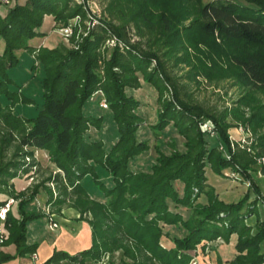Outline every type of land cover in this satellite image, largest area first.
Segmentation results:
<instances>
[{"label": "trees", "instance_id": "obj_1", "mask_svg": "<svg viewBox=\"0 0 264 264\" xmlns=\"http://www.w3.org/2000/svg\"><path fill=\"white\" fill-rule=\"evenodd\" d=\"M112 1V7L126 22L121 26L98 22L99 29L90 30L72 48L63 44L35 46L29 41L44 35L41 26L45 14H51L57 24H66L76 14L84 15L82 5L74 0H25L0 14V37L4 41L0 51V128L5 132V142L14 140L19 147H29L24 153L45 150L59 169L55 178L64 194L51 201L62 204L69 197L73 200L70 205L80 212L79 218L91 228L90 247L75 254L54 248L42 264H100L105 253L116 250L130 258L120 264H189L191 251L202 241L217 237L228 240L232 233L237 234V253L227 264H264V221L251 232L243 220L242 208L254 207L255 200H247V189L237 200H228L208 182V166L225 176L229 174L224 175L223 169H236L237 164L246 175L239 155L227 158L217 146L209 147L199 125L204 116L211 117L220 142L230 151L228 124L223 117L183 100L155 50L141 49L124 33L128 20H134L155 35L169 57L175 56L190 67L189 78H232L246 90L244 101L249 94L264 93V0ZM106 26L121 37L123 50L115 47L104 59L100 73L99 48L107 37ZM19 48L32 53L42 67V105L36 115L23 116L12 108L18 102L34 101L9 71L19 62ZM152 58L158 60L157 65H150ZM140 78L155 87L161 100L157 120L150 124L152 129L161 131L171 124L185 139L182 150L175 146L169 152L156 148L155 160L146 170L131 167L135 157L149 149L148 139L138 136L143 122L138 110L140 101L127 91L141 86ZM168 89L171 97L165 98L163 92ZM100 90L117 128L109 148L102 139L87 135L89 128H100L102 115L85 111L84 105L92 100L94 91ZM246 120L254 128L264 124V101L252 106ZM259 138L264 153V132ZM2 157L0 154V190L6 192V197L0 198V206L11 198L9 195L19 201L6 212V236L2 240L14 243L16 251L0 252V264L36 250L38 242L27 241V224L44 216L39 210L26 209L34 195L16 190L11 181L23 160L6 161ZM99 168L107 179L101 177ZM87 176L103 198L92 196L85 187ZM176 181L182 183L181 191ZM251 183L260 194L255 181ZM200 196L204 199L198 200ZM182 207L188 209L186 214ZM14 209L18 214L13 213ZM166 224L180 225L185 232L170 234L164 228ZM163 235L171 239L172 246L161 243ZM217 264H223L218 257Z\"/></svg>", "mask_w": 264, "mask_h": 264}, {"label": "rangeland", "instance_id": "obj_2", "mask_svg": "<svg viewBox=\"0 0 264 264\" xmlns=\"http://www.w3.org/2000/svg\"><path fill=\"white\" fill-rule=\"evenodd\" d=\"M21 1L24 2L23 0L0 1V14L4 15L12 5L16 2L22 3ZM202 1L207 2L210 0ZM74 3L81 4L85 13L84 15L81 13L76 14L68 20V22L70 20L76 22L73 33L65 35L63 30H61L63 24H57L56 22L52 24V16H46L42 23V30L49 31L53 28L49 32L52 38L51 42L47 43L49 45L44 46L53 47L63 44L69 48L77 47L78 43L90 30L99 29L97 27L98 22L106 24L107 22H112L117 26H121L122 23L126 22L124 18L118 16L120 12L116 13L117 10L112 7V3H114L112 0H74ZM75 16L76 18H74ZM106 28L107 37L99 48L101 59L99 60L98 70L100 73L103 72L104 59H108L111 56L113 49L118 47L121 51L123 50L121 37L112 32L107 26ZM124 33L126 38L131 42L137 43L141 49L155 50L170 81L177 86L179 96L183 100L189 102V104L201 107L205 112L218 118L223 117L226 124H228L226 132L229 139L230 151L226 150L224 144L220 142L214 127L215 123L211 117L204 116L199 123L201 130L205 134L208 146H217L227 158L232 157L233 154H238L240 161L244 164L243 167L246 169V175H242L241 167L237 164L236 169H229L228 167L223 169L224 175H229L216 174L209 166L206 169V174L208 182L214 186L220 196L228 200H237L244 195L246 189L248 190L247 200L249 202L255 200V205H252L254 207H249V209L242 208V212L245 211L243 220L246 225L250 226L251 232H255L258 224L264 221V205L262 203V195L264 196V153L261 152L263 146L259 138L260 134L264 132V124L257 125L254 128L246 118L250 116L253 105L264 101V93L249 94L243 101V96L247 92L244 88L235 84L232 78L213 77L212 79H208L207 77L197 75V78L191 79L188 76L190 67L185 62L177 60L175 56L169 57V54L165 53V47L156 42L155 35L148 29L130 19L125 25ZM3 44L4 41L0 37V51H2ZM201 47H203L202 44ZM192 49L190 47V51ZM16 53L19 56V62L9 69L10 74L16 83L21 85V90L31 96L34 101L32 103L18 102L12 108L15 113L23 116L36 115L42 105L40 82L42 67L35 56L26 49H16ZM157 62V59L152 58L150 65L155 66ZM162 78L164 77L162 76ZM196 79L200 81H196ZM141 82V86L128 88L127 91L140 101L138 110L143 116V122L139 126L138 136L148 139L149 149L135 157L131 163V167L133 169L146 170L149 168L150 162L155 160L157 154L156 148L159 147L163 151L169 152L175 146L182 150L184 149L183 143L185 139L171 124H168L161 131H154L152 129L150 124H153L157 120L161 100L158 99L157 90L151 83L144 82L142 79ZM163 97H171V91L169 89L165 90ZM91 98L92 100H88L84 105V110L95 116L102 115V122L98 129L94 127L89 128L87 135L92 139H102L105 147L109 148L113 144L115 133L117 132L112 112L107 106L102 105L104 102L107 105V100L101 90L94 91ZM4 137L5 132L0 128V154L1 156L3 155V160H23V163L17 168V175L11 181L14 182L16 180L17 182L19 179H22L24 185L19 190H23L26 196L30 194L34 195L32 201L26 206V209L39 210L44 213L43 217L35 218L27 224L29 238V241H27L31 243V241H35L34 237L39 235L47 237L48 234H54L55 231L50 229L48 225L51 222L56 223L52 228L58 225L56 214L60 210L56 211L55 209L58 207L61 209L64 205H70L73 200L66 197V201L62 204H54L51 201L58 196L64 197V194L55 178V174L59 169L49 160L46 151L41 152L38 149H34L33 154L24 153L29 147H19L18 143L14 140L5 142ZM16 153L19 154L14 157ZM99 169L101 177L107 179L108 175L104 173L102 168ZM251 180H254L256 185H258L260 194L252 188ZM83 184L91 192L92 196L103 198L100 195V190L96 187L90 176H87L83 180ZM175 185L181 191L182 183L176 181ZM194 190L196 191L197 189L195 188ZM0 192L6 194L5 191L0 190ZM9 196L12 198L10 201V207L12 208V206L18 203L19 198L14 197V195ZM203 199V196L198 198V200ZM187 210L186 207L181 208L184 214L188 212ZM13 213L18 214L16 209L13 210ZM164 228L170 234L182 235L185 232L182 226L175 224H166ZM236 239L237 234L232 233L228 240L217 237L213 240L202 241L191 251L193 256L189 264H217V257L221 259L223 264H227V261L237 253L234 247ZM161 243L167 247L173 245L171 239L166 235L161 237ZM90 245L87 247H90ZM87 247L79 250H65L71 254H75ZM262 249L264 250V242H262ZM129 260L130 258L124 255L121 250H116L112 253H105L99 263L109 264L110 261H114L120 264L122 261Z\"/></svg>", "mask_w": 264, "mask_h": 264}, {"label": "crops", "instance_id": "obj_3", "mask_svg": "<svg viewBox=\"0 0 264 264\" xmlns=\"http://www.w3.org/2000/svg\"><path fill=\"white\" fill-rule=\"evenodd\" d=\"M46 16L50 17L52 15L45 14L44 18ZM54 22L55 20L52 16V24H54ZM52 28L49 31L43 30L45 32L43 36H36L29 42L35 46L49 45L47 43L51 42L52 38L49 32L52 31ZM38 150L45 152L43 149ZM23 185L24 183L22 179H19L17 182L14 180V186L16 190H19ZM2 197H6V194L0 192V198ZM56 215V218L58 219V225L55 228H50L55 231L54 234H48L47 237H45V235L43 237H41V235L34 237V240L38 242V246L34 251L35 256H31V253H29L19 256L15 259L7 260L1 264H42L44 260L51 255L54 248L67 249L70 251L73 249L79 250L91 244L90 225L86 220L79 218V212L75 207L64 205ZM28 239L29 238L27 234V240ZM15 251L16 245L14 243L0 242V252L14 254Z\"/></svg>", "mask_w": 264, "mask_h": 264}, {"label": "built area", "instance_id": "obj_4", "mask_svg": "<svg viewBox=\"0 0 264 264\" xmlns=\"http://www.w3.org/2000/svg\"><path fill=\"white\" fill-rule=\"evenodd\" d=\"M2 1V0H1ZM7 1V0H6ZM78 1H83V0H78ZM78 17V15H77ZM76 18V16L74 17ZM72 18V19H74ZM75 26H76V22H73L72 20H70L68 23L66 24H63L61 30H63V33L65 35H69L71 33H73L74 29H75ZM103 106H107L106 103H102ZM12 200V198H9L5 204L1 205L0 206V242L5 238V232H6V229L4 227V220H5V216H6V212L7 210L10 208V201ZM56 225V223L54 222H51L49 223V227L52 228V226ZM31 256H35V252H32L31 253Z\"/></svg>", "mask_w": 264, "mask_h": 264}]
</instances>
